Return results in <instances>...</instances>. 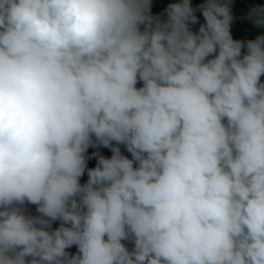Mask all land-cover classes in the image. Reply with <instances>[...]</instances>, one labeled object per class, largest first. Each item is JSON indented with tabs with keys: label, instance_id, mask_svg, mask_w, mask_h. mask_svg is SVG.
I'll list each match as a JSON object with an SVG mask.
<instances>
[{
	"label": "trees",
	"instance_id": "16d2710c",
	"mask_svg": "<svg viewBox=\"0 0 264 264\" xmlns=\"http://www.w3.org/2000/svg\"><path fill=\"white\" fill-rule=\"evenodd\" d=\"M29 1L0 0V227L85 264H264V0ZM0 264L74 263L38 234Z\"/></svg>",
	"mask_w": 264,
	"mask_h": 264
},
{
	"label": "water",
	"instance_id": "95a60500",
	"mask_svg": "<svg viewBox=\"0 0 264 264\" xmlns=\"http://www.w3.org/2000/svg\"><path fill=\"white\" fill-rule=\"evenodd\" d=\"M36 234H46L57 238L66 247L74 264H84L82 256L73 241L67 235L53 227L36 224L26 228L0 227V238Z\"/></svg>",
	"mask_w": 264,
	"mask_h": 264
},
{
	"label": "clouds",
	"instance_id": "9594fccd",
	"mask_svg": "<svg viewBox=\"0 0 264 264\" xmlns=\"http://www.w3.org/2000/svg\"><path fill=\"white\" fill-rule=\"evenodd\" d=\"M51 1H55V0H44V2L41 4V8L43 9H47L50 4ZM56 1H59V0H56ZM217 2L220 4V8L224 10V12H229V11H235V6L237 2H240L242 4V6H244V8H246V6L249 7L250 3H249V0H217ZM30 5H31V10H32V15H34L35 18H38L37 17V12L35 11V9L37 8L36 7V4H37V0H30L29 1ZM44 11V10H43ZM44 16V15H43ZM42 18V17H41ZM40 18V19H41ZM34 225V224H33ZM36 225H40V224H36ZM38 235V234H36ZM25 236V235H24ZM29 236V235H27ZM4 238H7V237H4ZM74 243V242H73ZM75 244V243H74ZM76 246V245H75ZM77 247V246H76ZM82 256V255H81ZM83 259V257H82ZM84 261V260H83ZM85 264V263H84Z\"/></svg>",
	"mask_w": 264,
	"mask_h": 264
},
{
	"label": "rangeland",
	"instance_id": "374dc122",
	"mask_svg": "<svg viewBox=\"0 0 264 264\" xmlns=\"http://www.w3.org/2000/svg\"><path fill=\"white\" fill-rule=\"evenodd\" d=\"M43 2H44V0H37V4H36L37 8L35 9V11L37 12V17L38 18L43 17V15L47 12V9L41 8V4ZM194 105H195L196 109H198V110L199 109H204L207 114H211L213 116L212 111H210V109H211L210 106L212 105V102L207 100L206 98H204L202 96H198L196 98V101H195ZM199 116H200V114H198V117ZM12 237H16V236H12ZM12 237H7V238H12ZM19 237H22V236H19Z\"/></svg>",
	"mask_w": 264,
	"mask_h": 264
}]
</instances>
